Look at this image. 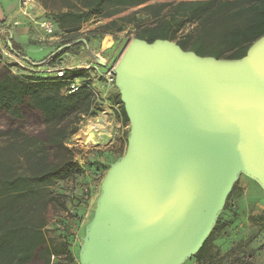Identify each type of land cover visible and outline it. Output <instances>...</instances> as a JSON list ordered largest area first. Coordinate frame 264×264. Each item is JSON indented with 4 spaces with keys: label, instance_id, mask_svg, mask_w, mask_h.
I'll use <instances>...</instances> for the list:
<instances>
[{
    "label": "water",
    "instance_id": "water-1",
    "mask_svg": "<svg viewBox=\"0 0 264 264\" xmlns=\"http://www.w3.org/2000/svg\"><path fill=\"white\" fill-rule=\"evenodd\" d=\"M113 72L127 146L101 181L80 264H184L240 175L264 191V35L240 58L135 37Z\"/></svg>",
    "mask_w": 264,
    "mask_h": 264
},
{
    "label": "trees",
    "instance_id": "trees-1",
    "mask_svg": "<svg viewBox=\"0 0 264 264\" xmlns=\"http://www.w3.org/2000/svg\"><path fill=\"white\" fill-rule=\"evenodd\" d=\"M151 1L85 0L81 12L69 10L50 17L57 27L72 32L78 29V23L93 16L112 17L123 8L143 5L151 11L154 22L137 23L136 37L149 42L158 38L174 40L186 24L195 23L196 32L181 35L176 42L199 55L200 50L213 47L214 53L207 55L218 58H240L264 35V0ZM120 20L132 22L128 16ZM112 24L116 20L109 26ZM74 45L77 48L79 43ZM9 49L20 58L25 57L12 39ZM52 60L48 55L30 62L37 68ZM13 67L22 69L13 61L3 63L0 50V264H50L46 255L73 260L72 250L50 242L44 227L58 205L49 186L56 180L79 175L83 169L66 141L79 130L82 116H95L98 112L88 86V72L64 69V75L57 76L43 75L29 67L17 73ZM75 78L84 79V84L77 91L64 94V87ZM116 100L121 105L122 120L128 124L119 93ZM218 229L216 225L194 255L200 262Z\"/></svg>",
    "mask_w": 264,
    "mask_h": 264
},
{
    "label": "rangeland",
    "instance_id": "rangeland-1",
    "mask_svg": "<svg viewBox=\"0 0 264 264\" xmlns=\"http://www.w3.org/2000/svg\"><path fill=\"white\" fill-rule=\"evenodd\" d=\"M155 1L167 3L179 0H153L150 3ZM84 3L85 0H30L27 9L31 14L29 34L21 36L22 50L20 52L25 57L36 61L48 55L53 57L48 65L41 64L38 67L40 74L53 75L54 70L46 71L45 69L55 67L85 69L88 77H94L97 87L100 73H104L107 66L115 67L129 42L136 37L137 23L151 24L154 18L150 10L140 5L123 8L122 12L112 17L93 16L88 21L78 23V29L72 32L56 27L53 34L44 33L39 23L41 20L69 10L81 12L84 9ZM166 9L167 7H164V12ZM123 16L130 17L132 22L120 20ZM112 20H116V24L109 26ZM195 32L196 24L188 23L174 41H177L181 35ZM106 36L108 37L103 46L102 41ZM77 39L80 41L74 42L79 43L76 48L74 43L69 41ZM82 39H86V42ZM67 44L71 45L66 47ZM1 45L3 63L13 61L22 69H25V66L21 64L32 67L25 62L24 58L11 52L9 46L3 43ZM200 53L201 55L213 54V47L200 50ZM99 59L105 61L106 67L99 63ZM22 69L13 67L12 71L21 73ZM101 80L104 81V78ZM118 93L115 84L102 90L94 105L98 110L97 114L82 116L78 123L79 130L66 141L73 150L75 160L82 165L83 169L78 176L69 177L71 180L74 179L73 181L67 180L68 178L59 179L49 186V191L58 201V205L55 210L53 208L51 220L44 231L53 244L69 247L72 250L73 260L65 256L52 259L46 255L45 259L50 264H80L79 250L85 225L93 217L101 181L110 165L125 152L130 124L128 122L125 124L127 128L120 127L119 132L115 131L114 108L109 107L110 103H105L106 98L111 95L116 96ZM90 126L93 129L90 128L91 132L88 136L79 135L81 129ZM216 225L219 229L213 232L203 260L200 262L193 256L184 264H264V191L257 182L246 175L239 176L218 216Z\"/></svg>",
    "mask_w": 264,
    "mask_h": 264
},
{
    "label": "crops",
    "instance_id": "crops-1",
    "mask_svg": "<svg viewBox=\"0 0 264 264\" xmlns=\"http://www.w3.org/2000/svg\"><path fill=\"white\" fill-rule=\"evenodd\" d=\"M28 8L29 7H27V9ZM27 9H25L23 6H21V0H0V22L3 23L4 25H7L9 32H10L9 37L20 48L19 51L22 50L21 36L24 34H29L28 33V26H29V23L31 22V19H30L31 14L27 11ZM25 11H27V13H24ZM23 16H25V17H23ZM7 46H9V45L7 44ZM24 59H25L26 63L32 64L30 62L31 61L30 58L24 57ZM21 65L27 67L26 65H23V64H21ZM60 68L65 69V67H60ZM55 69H58V68H56V67L52 68V70H55ZM112 92H114L113 89H112ZM102 97H105V96L102 95ZM115 97H116L115 95L114 96L111 95L108 98L105 97L106 98L105 103H110L109 107L114 108V118H113L114 124H113V127H114L115 131L119 132L120 127H122V129L127 128V125L125 126V124L122 120L121 105L117 103V100ZM110 111H111V109H110ZM70 178H68L67 180H69ZM73 180H71V181H73ZM52 212H53V210L51 211L50 215H52ZM50 220H51V218L49 219V221ZM49 221L47 222V224L49 223ZM47 224L45 227L48 226ZM50 257L52 259L61 258V256H55V255H52Z\"/></svg>",
    "mask_w": 264,
    "mask_h": 264
},
{
    "label": "built area",
    "instance_id": "built-area-1",
    "mask_svg": "<svg viewBox=\"0 0 264 264\" xmlns=\"http://www.w3.org/2000/svg\"><path fill=\"white\" fill-rule=\"evenodd\" d=\"M30 0H22V6L27 9L28 4H29ZM24 13H27V11H25ZM17 23V22H16ZM41 28L43 29L44 33L47 35L53 34L55 29H56V22L52 17H46L43 20H41L40 22ZM10 32L9 29L7 27V25H4L3 23L0 22V46L2 47V43L3 45H7V40H10L9 38ZM31 70L34 71H40V69L34 68V67H29ZM113 68L114 67H108L104 73H100L99 75V81H98V85L96 87V83H94V77L89 76L87 79L90 81V83L88 84L89 88L91 89V91L94 94L95 97V101L97 102L98 98H99V94H101V91L104 89H108L109 87H111L112 85L115 84V76H114V72H113ZM46 71H51L52 69H45ZM55 74L57 76H63L64 75V69H55ZM101 78H104V81L101 80ZM84 79L82 78H75L73 80H70L68 82V84L64 87L63 92L64 94H70L73 93L75 91H77L83 84H84ZM76 176V175H75ZM78 176V175H77Z\"/></svg>",
    "mask_w": 264,
    "mask_h": 264
},
{
    "label": "bare ground",
    "instance_id": "bare-ground-1",
    "mask_svg": "<svg viewBox=\"0 0 264 264\" xmlns=\"http://www.w3.org/2000/svg\"><path fill=\"white\" fill-rule=\"evenodd\" d=\"M90 128L93 129V127H91V126L81 129L79 132V135H87L88 136V133L91 132Z\"/></svg>",
    "mask_w": 264,
    "mask_h": 264
}]
</instances>
